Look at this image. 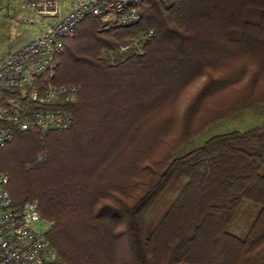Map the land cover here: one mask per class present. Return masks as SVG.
I'll return each mask as SVG.
<instances>
[{
    "label": "trees",
    "instance_id": "1",
    "mask_svg": "<svg viewBox=\"0 0 264 264\" xmlns=\"http://www.w3.org/2000/svg\"><path fill=\"white\" fill-rule=\"evenodd\" d=\"M149 31L142 54L120 50ZM51 80L80 87L72 125L15 130L0 171L12 203L36 200L51 222L54 264H264V123L176 155L207 126L264 105V0H143L123 27L89 16ZM243 204L255 212L237 234Z\"/></svg>",
    "mask_w": 264,
    "mask_h": 264
},
{
    "label": "built area",
    "instance_id": "2",
    "mask_svg": "<svg viewBox=\"0 0 264 264\" xmlns=\"http://www.w3.org/2000/svg\"><path fill=\"white\" fill-rule=\"evenodd\" d=\"M143 0H71L67 9L60 0H19L31 13L36 33L0 59V146L9 143L15 130L39 132L66 130L72 116L66 109L78 101L75 83H53L57 57L77 25L89 16L102 26H128L142 16ZM13 15V5L8 7ZM47 19L50 21L48 22ZM152 31L120 50L133 47L142 54V40ZM8 174L0 171V264H54L58 254L45 238L51 222L40 216L38 202L14 205L6 188Z\"/></svg>",
    "mask_w": 264,
    "mask_h": 264
},
{
    "label": "rangeland",
    "instance_id": "3",
    "mask_svg": "<svg viewBox=\"0 0 264 264\" xmlns=\"http://www.w3.org/2000/svg\"><path fill=\"white\" fill-rule=\"evenodd\" d=\"M63 8L67 9L70 0H60ZM0 59L10 50L19 46L22 42L32 37L38 27L33 22H25L26 19L31 18V13L26 8H20L16 3H13V16L8 13V8L3 10L0 8ZM21 17L25 18L24 20ZM49 22L50 20L47 19ZM195 86L185 93L181 99L180 106H182L194 90ZM264 123V105L252 108L243 109L235 112L234 114L217 121L205 129L198 135L184 143L176 152L177 156L183 155L198 146L209 138L218 133L229 132L233 130H244L248 127L261 125ZM162 146L161 150H164ZM174 197L173 192H167L160 195L156 204L147 213V218H153L167 208L171 199ZM255 210L250 204H243L237 211L236 216L231 223L229 229L234 233H242L252 219Z\"/></svg>",
    "mask_w": 264,
    "mask_h": 264
},
{
    "label": "crops",
    "instance_id": "4",
    "mask_svg": "<svg viewBox=\"0 0 264 264\" xmlns=\"http://www.w3.org/2000/svg\"><path fill=\"white\" fill-rule=\"evenodd\" d=\"M71 1V0H70ZM17 2V4H18V6L20 7V5H19V0H0V8H3V10H5L6 11V9L10 6V4H12L13 5V3H16ZM21 8V7H20ZM0 12H1V9H0ZM14 15V14H13ZM12 15V16H13ZM21 19H25V18H23V17H21ZM31 38V37H30ZM25 42V41H24ZM23 43V42H22ZM21 43V44H22ZM9 52V51H8Z\"/></svg>",
    "mask_w": 264,
    "mask_h": 264
}]
</instances>
